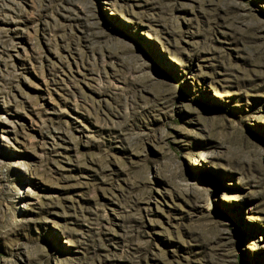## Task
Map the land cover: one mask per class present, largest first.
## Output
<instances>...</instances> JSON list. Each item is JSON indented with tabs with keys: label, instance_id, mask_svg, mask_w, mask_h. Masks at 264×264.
Listing matches in <instances>:
<instances>
[{
	"label": "rangeland",
	"instance_id": "1",
	"mask_svg": "<svg viewBox=\"0 0 264 264\" xmlns=\"http://www.w3.org/2000/svg\"><path fill=\"white\" fill-rule=\"evenodd\" d=\"M0 264H264V0H0Z\"/></svg>",
	"mask_w": 264,
	"mask_h": 264
},
{
	"label": "bare ground",
	"instance_id": "2",
	"mask_svg": "<svg viewBox=\"0 0 264 264\" xmlns=\"http://www.w3.org/2000/svg\"><path fill=\"white\" fill-rule=\"evenodd\" d=\"M6 123V122H5ZM206 158H209V156L207 154H205ZM202 161L204 162V164H199L200 167H204L206 163L209 162V160H205V159H202ZM195 164V163H194ZM206 167V166H205Z\"/></svg>",
	"mask_w": 264,
	"mask_h": 264
}]
</instances>
